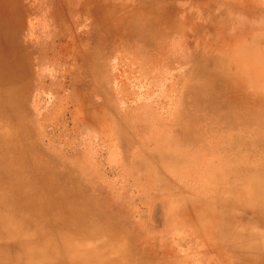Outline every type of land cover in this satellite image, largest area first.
I'll return each mask as SVG.
<instances>
[{"label":"rangeland","instance_id":"374dc122","mask_svg":"<svg viewBox=\"0 0 264 264\" xmlns=\"http://www.w3.org/2000/svg\"><path fill=\"white\" fill-rule=\"evenodd\" d=\"M251 50L264 0H0V264L264 263Z\"/></svg>","mask_w":264,"mask_h":264},{"label":"bare ground","instance_id":"6f19581e","mask_svg":"<svg viewBox=\"0 0 264 264\" xmlns=\"http://www.w3.org/2000/svg\"><path fill=\"white\" fill-rule=\"evenodd\" d=\"M184 1V0H183ZM192 2V1H191ZM174 3H175V1H174ZM173 3V4H174ZM189 3H190V1H189ZM189 3H187V4H189ZM180 5V4H179ZM183 5V4H182ZM163 7V9H165L164 10V14H162V16L164 17V18H174V16H176L177 14L175 13V11L174 10H172V8H169L168 10H167V8H164V6H162ZM180 7H181V5H180ZM183 7V6H182ZM192 8H193V6H192ZM160 9V8H159ZM194 9V8H193ZM163 12V11H162ZM186 13V12H185ZM193 13V12H192ZM182 14H180L179 16H181ZM192 15H194V14H192ZM178 16V17H179ZM177 17V16H176ZM255 50V49H254ZM250 51V52H248L247 53V55H243V54H241V52H240V54H238V58H243V57H245V62H244V64H243V67H241V73H242V76H243V78H245V77H247V81L250 83V84H252L254 81H258V80H262V81H264V63H263V65H260V66H256L254 63H253V61H255V59H257V55L255 54V51ZM237 57V56H236ZM238 60V59H237ZM240 61V60H239ZM239 61H238V63H239ZM212 63V62H211ZM213 63H214V59H213ZM234 63H236V62H234ZM255 63L257 64V62L255 61ZM208 65H209V62L207 63ZM213 65V64H212ZM211 64H210V66H212ZM239 66V65H238ZM1 68V67H0ZM238 71H239V69H238ZM237 71V72H238ZM202 75H204V74H202ZM244 75H245V77H244ZM7 77V76H6ZM10 78V77H9ZM235 78V77H234ZM237 79V78H236ZM239 79V80H238ZM237 80H238V82H240V86L242 87V88H244L246 85H248V84H246L245 82H243V80L244 79H242V78H238ZM245 81V80H244ZM229 218L230 219H232V220H236V219H240L237 215H234V216H232V214H231V216H229ZM229 223H231V222H229ZM247 233L248 234H246V235H253V238H255V240H254V242H253V244H252V246L254 245V244H261V242H260V240H262V239H258L257 237H254L255 235H254V233L252 232V231H247ZM237 234L238 235H240V233L239 232H237ZM31 242V241H30ZM29 242V243H30ZM35 244V243H34ZM29 245H31V244H29ZM250 246V245H249ZM249 249H252V248H249ZM255 249V248H254ZM243 250V249H242ZM244 251V250H243ZM242 251V252H243ZM241 252V251H240ZM256 252V257L257 258H262V257H264V247H262V248H260V249H258V250H256L255 251ZM38 253V252H37ZM239 253V252H238ZM39 254H40V252H39ZM53 254V253H52ZM239 255H241L240 253H239ZM28 256H30V255H28ZM242 256V255H241ZM243 256H245V255H243ZM30 257H33V256H30ZM37 257H38V254H37ZM255 257V259H257ZM19 258V257H18ZM24 258V257H23ZM104 258V257H103ZM242 258V257H241ZM244 258V257H243ZM253 258V257H252ZM24 260V259H23ZM240 260V259H239ZM244 260H245V258H244ZM64 261V260H63ZM69 262V261H68ZM68 262H66V263H68ZM243 262V261H242ZM69 263H71V262H69ZM65 264V263H64ZM77 264H85L84 262H78ZM259 264H264V263H259Z\"/></svg>","mask_w":264,"mask_h":264}]
</instances>
